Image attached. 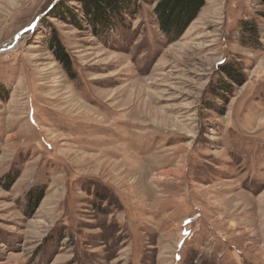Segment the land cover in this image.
I'll use <instances>...</instances> for the list:
<instances>
[{
	"label": "rangeland",
	"instance_id": "rangeland-1",
	"mask_svg": "<svg viewBox=\"0 0 264 264\" xmlns=\"http://www.w3.org/2000/svg\"><path fill=\"white\" fill-rule=\"evenodd\" d=\"M89 1L0 0V264H264V0Z\"/></svg>",
	"mask_w": 264,
	"mask_h": 264
},
{
	"label": "trees",
	"instance_id": "trees-1",
	"mask_svg": "<svg viewBox=\"0 0 264 264\" xmlns=\"http://www.w3.org/2000/svg\"><path fill=\"white\" fill-rule=\"evenodd\" d=\"M129 2L130 0H104L105 8L110 9L111 13H116L118 11L117 15L119 16V20L120 11H126L127 8L130 7ZM203 3L204 0H160L155 7V13L161 31L166 36L173 38L179 37L185 27L196 17L199 9L203 6ZM89 4H94V1H89ZM100 18L97 17L98 22L100 21V23L104 24L106 21H104V19L101 20ZM50 44L57 60L65 64V69L67 70V68H69V60L67 54L64 52L63 46L55 38ZM39 199L40 198L35 200L34 203L37 204Z\"/></svg>",
	"mask_w": 264,
	"mask_h": 264
}]
</instances>
